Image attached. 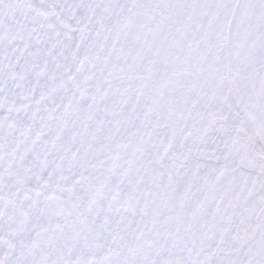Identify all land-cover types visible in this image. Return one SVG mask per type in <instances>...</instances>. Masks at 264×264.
<instances>
[{
  "label": "snow or ice",
  "instance_id": "6c2138e0",
  "mask_svg": "<svg viewBox=\"0 0 264 264\" xmlns=\"http://www.w3.org/2000/svg\"><path fill=\"white\" fill-rule=\"evenodd\" d=\"M0 264H264V0H0Z\"/></svg>",
  "mask_w": 264,
  "mask_h": 264
}]
</instances>
